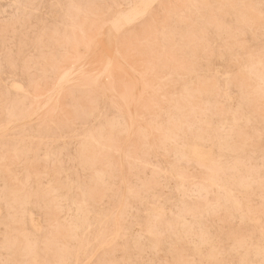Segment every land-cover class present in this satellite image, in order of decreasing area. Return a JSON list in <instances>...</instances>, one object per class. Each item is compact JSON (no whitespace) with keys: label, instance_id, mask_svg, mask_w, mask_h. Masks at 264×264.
I'll return each instance as SVG.
<instances>
[{"label":"rangeland","instance_id":"obj_1","mask_svg":"<svg viewBox=\"0 0 264 264\" xmlns=\"http://www.w3.org/2000/svg\"><path fill=\"white\" fill-rule=\"evenodd\" d=\"M137 1L0 0V264H264V0Z\"/></svg>","mask_w":264,"mask_h":264},{"label":"bare ground","instance_id":"obj_2","mask_svg":"<svg viewBox=\"0 0 264 264\" xmlns=\"http://www.w3.org/2000/svg\"><path fill=\"white\" fill-rule=\"evenodd\" d=\"M157 0H139V1H137V2H135L131 7H129L128 9H126V10H122V11H120L119 12V14H118V16L113 20V22H112V25H113V27H114V29H116L117 31H120L121 29H123L124 27H126V26H129V25H132L133 23H135V22H137L138 20H140V19H142V18H144L147 14H148V12H149V10H150V7L156 2ZM101 29V28H100ZM99 29V30H100ZM98 30V31H99ZM102 31V30H101ZM111 32V31H110ZM102 35V34H101ZM116 37V36H115ZM98 38V37H97ZM114 41H115V39H114ZM97 43V42H96ZM96 45V44H95ZM101 48V47H100ZM113 49V48H112ZM115 49V48H114ZM114 51V50H113ZM117 51V50H116ZM92 52V51H91ZM116 55H118V54H115V58L117 57ZM86 56V55H85ZM114 56V55H113ZM87 57V56H86ZM81 58V57H80ZM89 58V57H88ZM118 58H119V56H118ZM121 58V57H120ZM114 59V57L112 58V59H109L108 60V62H107V64H106V67H105V69L107 70L108 68L109 69H111L110 67H112V64L114 63V62H117L118 60H113ZM79 60V59H78ZM81 60V59H80ZM79 60V61H80ZM114 61V62H113ZM119 62V61H118ZM124 62V61H123ZM79 63V62H78ZM101 63V62H100ZM92 64V63H91ZM77 65V64H76ZM114 65V64H113ZM115 65H118V64H116L115 63ZM122 65V64H121ZM120 65V66H121ZM89 67V66H88ZM118 67H119V65H118ZM125 67H126V65H125ZM78 68H80V66L78 67ZM91 68V67H90ZM93 68V67H92ZM94 68H96V67H94ZM123 68V67H122ZM81 69H82V67H81ZM119 69L121 70V68L119 67ZM123 69H126V68H123ZM73 70V69H72ZM90 70V69H89ZM97 70V69H96ZM95 70V71H96ZM132 70V69H131ZM85 71V70H84ZM92 72L94 71V70H91ZM125 71H128V70H125ZM135 71V70H134ZM78 72V71H77ZM82 73V71L80 70L79 71V73ZM104 72V71H103ZM107 72H109V71H107ZM136 72V71H135ZM94 73V72H93ZM78 74V73H77ZM84 74V73H83ZM83 74H81V78H82V75ZM86 74V73H85ZM97 74V73H96ZM105 74V73H104ZM109 74H111V73H109ZM135 74V73H134ZM79 75V74H78ZM88 75H89V73H88ZM101 75H103V74H101ZM131 75V74H130ZM72 76V72H71V70H69V71H67V72H65L63 75H62V77H61V81L60 82H64L63 80H66L68 77H71ZM84 77H85V75H83ZM106 76L108 77V74L106 73ZM133 76V75H132ZM79 77V76H78ZM78 77H76V79H79ZM93 77H95V76H93ZM96 77H97V75H96ZM95 77V78H96ZM106 77V78H107ZM134 77V76H133ZM91 78H92V76H91ZM91 78H89L90 80H88V78L86 77V78H84V79H87V82H90V81H94L95 79H91ZM69 79H72V78H69ZM134 79H135V77H134ZM141 79V78H140ZM139 79V80H140ZM66 81H69V80H66ZM65 81V82H66ZM71 81H73V80H71ZM142 81L143 80H141V83H142ZM64 82V83H65ZM95 82H96V80H95ZM137 82V81H136ZM57 83H59V82H57ZM62 86V85H64V84H58L57 86ZM56 86V85H55ZM138 86V85H137ZM16 87L18 88V89H24V87L21 85V84H16ZM126 88V87H125ZM54 89V88H53ZM61 89V88H60ZM54 90H56V88L54 89ZM54 90H52V91H54ZM140 90V89H139ZM51 91V92H52ZM60 91V90H59ZM131 92H133V91H131ZM49 93V92H48ZM57 93V92H56ZM59 93V92H58ZM127 95H126V101H130V99H132V100H134V98H135V96L133 95H131L129 92H127L126 93ZM137 94H138V92H137ZM140 94V93H139ZM50 96H52L53 97V95H51V94H49ZM122 95H124V93L122 94ZM136 95V94H135ZM47 97H49V96H47ZM122 97H124V96H122ZM121 97V98H122ZM132 97H134V98H132ZM137 98V97H136ZM135 98V99H136ZM46 99H49V98H46ZM131 100V101H132ZM139 100V99H138ZM48 101V100H47ZM131 101L129 102V103H131ZM132 102H134V101H132ZM138 103V102H137ZM39 104V103H38ZM49 104V103H48ZM42 105H44V104H42ZM46 105V104H45ZM131 104H129V106H130ZM40 107H41V105H40ZM51 109V108H50ZM51 111H53V110H51ZM50 111V112H51ZM36 112H37V109H36ZM39 112V111H38ZM37 112V113H38ZM184 117H186V116H184ZM134 118V117H133ZM130 119H132V118H130ZM135 120V119H134ZM14 122V121H13ZM29 122V121H28ZM8 125H10V123L9 124H7V127H8ZM17 126V125H16ZM20 126V125H19ZM181 125H174V127H173V130H171L172 131V134H173V137H175L180 131H182V128L180 127ZM6 128V127H5ZM5 128H3V129H5ZM14 128H15V126H14ZM113 130H115V128L113 127L112 128ZM9 130V129H8ZM6 131V130H5ZM131 131H132V129H131ZM130 131V132H131ZM1 132H2V130H1ZM2 134V133H1ZM0 134V135H1ZM132 134V133H131ZM127 137H129V136H127ZM105 140H109V138L108 137H105ZM126 140H128V139H126ZM40 142H41V140H40ZM242 143H244V145L246 146V142H242ZM215 144H217V150L216 151H214V148H209V150H207V148H204L201 144H199V143H194V144H191L190 146H188V154L193 158V159H195L198 163H200V164H202V165H204V166H206L207 168H209V169H212V172L213 171H215V170H218V171H222V173L223 174H225V171L227 170V168H225L224 166H223V161H222V157H223V152L224 151H226V150H231L232 149V144L231 143H229L228 141H226V142H222V141H218L217 143H215ZM122 151V150H121ZM121 153V152H120ZM122 157V156H121ZM122 160V159H121ZM122 162V161H121ZM122 165V164H121ZM123 167V166H122ZM229 168V167H228ZM58 170H61V169H58ZM170 173L173 175V176H175L176 177V179L179 181V182H181V183H183L184 182V178H183V175L181 174V173H177L176 171H174V170H172V171H170ZM215 174L214 173H212L211 175H210V177H213ZM214 183H213V180H212V178L211 179H209L208 180V185H213ZM239 186L240 187H242L244 184L243 183H241L240 181H239ZM123 199V198H122ZM156 212H157V214L158 215H160V216H166V214H167V210L164 208V206H156L155 207V209H154ZM118 213V212H117ZM31 223H32V226H33V228L34 229H37V230H39L38 228L40 227V225L37 223V222H35V220H34V218L33 217H31ZM118 223V222H117ZM155 225H152V224H149V225H147L146 226V228H145V231H146V233L148 234V236H154V235H156L157 233H158V226L160 225V221H159V223L158 222H156V223H154ZM119 230H120V228H119V226L117 227V228H115V232L113 233V235H112V239L113 240H115V238L119 235ZM205 235H201L199 238H198V247H196V249H198V251H201L203 248H204V246H206L207 244H208V239L207 238H205L204 237ZM111 242H113V241H111ZM104 246V245H103ZM105 246H107V245H105ZM27 247H28V252L27 253H31L32 251L31 250H33V248L32 247H30V245H27ZM207 247H208V249L210 250V253H211V255H213V253H214V251H213V248L210 246V245H207ZM100 248H102V247H100ZM206 248V247H205ZM97 250V249H96ZM90 259V258H89ZM88 261V260H87ZM90 261V260H89Z\"/></svg>","mask_w":264,"mask_h":264}]
</instances>
